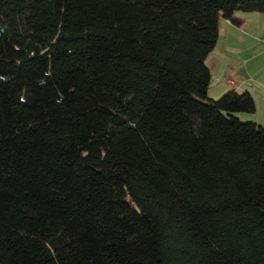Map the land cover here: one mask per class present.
Returning <instances> with one entry per match:
<instances>
[{"label": "trees", "instance_id": "obj_1", "mask_svg": "<svg viewBox=\"0 0 264 264\" xmlns=\"http://www.w3.org/2000/svg\"><path fill=\"white\" fill-rule=\"evenodd\" d=\"M238 11L0 0V264H264V125L208 95Z\"/></svg>", "mask_w": 264, "mask_h": 264}, {"label": "crops", "instance_id": "obj_2", "mask_svg": "<svg viewBox=\"0 0 264 264\" xmlns=\"http://www.w3.org/2000/svg\"><path fill=\"white\" fill-rule=\"evenodd\" d=\"M234 19L236 23L220 19L216 45L206 56L211 76L208 95L248 92L255 110L242 119L264 125V12L238 11Z\"/></svg>", "mask_w": 264, "mask_h": 264}, {"label": "rangeland", "instance_id": "obj_3", "mask_svg": "<svg viewBox=\"0 0 264 264\" xmlns=\"http://www.w3.org/2000/svg\"><path fill=\"white\" fill-rule=\"evenodd\" d=\"M240 114H241V116H240V119H242L243 117H244V115H251L250 113H248V112H239ZM238 113V114H239ZM242 120H246V119H242ZM249 120V119H248ZM254 121V120H253Z\"/></svg>", "mask_w": 264, "mask_h": 264}, {"label": "built area", "instance_id": "obj_4", "mask_svg": "<svg viewBox=\"0 0 264 264\" xmlns=\"http://www.w3.org/2000/svg\"><path fill=\"white\" fill-rule=\"evenodd\" d=\"M223 79V78H222ZM225 80H227L229 83L231 82L229 79L225 78ZM231 84V83H230Z\"/></svg>", "mask_w": 264, "mask_h": 264}]
</instances>
